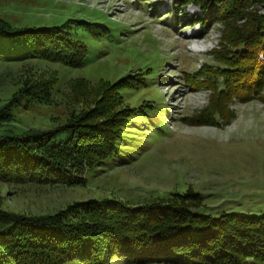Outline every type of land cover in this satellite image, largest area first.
Returning <instances> with one entry per match:
<instances>
[{
	"label": "rangeland",
	"instance_id": "1",
	"mask_svg": "<svg viewBox=\"0 0 264 264\" xmlns=\"http://www.w3.org/2000/svg\"><path fill=\"white\" fill-rule=\"evenodd\" d=\"M173 8L171 0H0V19L62 26L87 47L77 67L20 51V58L0 56V106L40 85L46 98L23 95L4 124L53 129L101 105L121 115L125 136L122 151L87 168L82 184L0 179L1 209L50 214L90 198L140 204L191 190L201 195L203 214H264V104L237 96L227 103L232 117L224 112L214 125L200 124L216 100L209 85L227 87L221 77L208 81L204 64L218 62L213 49L232 26L212 17L191 23L201 13L195 4ZM195 79L203 82L198 89L189 84ZM109 264L127 263L114 255Z\"/></svg>",
	"mask_w": 264,
	"mask_h": 264
},
{
	"label": "trees",
	"instance_id": "2",
	"mask_svg": "<svg viewBox=\"0 0 264 264\" xmlns=\"http://www.w3.org/2000/svg\"><path fill=\"white\" fill-rule=\"evenodd\" d=\"M171 2L174 11L188 4L199 7L201 13L193 15L191 23L203 25L212 17L232 26L223 32L221 48L213 49L218 62L204 64V70L212 71L208 81L221 77L227 87L209 85L216 100L210 117L200 124L214 125L224 112L232 117L227 103L237 96L264 104V11L258 8L264 7V0ZM240 20L244 23L238 24ZM86 49L62 26H19L0 19V56L5 59L18 58L15 53L20 51V57L77 67L84 64ZM201 83L195 79L189 84L198 89ZM42 86L14 93L0 106V179L82 184L87 168L122 151V117L98 105L53 129L18 131L5 125L23 95L30 102L45 101L39 94ZM200 206L201 195L188 190L140 204L90 198L50 214L0 208V264H65L74 259L109 264L114 255L127 264H264V214L212 216L198 212Z\"/></svg>",
	"mask_w": 264,
	"mask_h": 264
},
{
	"label": "bare ground",
	"instance_id": "3",
	"mask_svg": "<svg viewBox=\"0 0 264 264\" xmlns=\"http://www.w3.org/2000/svg\"><path fill=\"white\" fill-rule=\"evenodd\" d=\"M194 124V123H193ZM211 124V123H210ZM208 125V124H207Z\"/></svg>",
	"mask_w": 264,
	"mask_h": 264
}]
</instances>
